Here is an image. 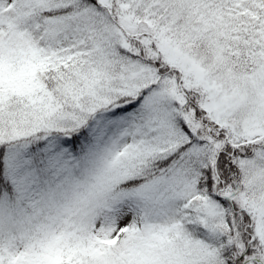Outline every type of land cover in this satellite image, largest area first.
Here are the masks:
<instances>
[{
	"label": "snow or ice",
	"instance_id": "obj_1",
	"mask_svg": "<svg viewBox=\"0 0 264 264\" xmlns=\"http://www.w3.org/2000/svg\"><path fill=\"white\" fill-rule=\"evenodd\" d=\"M0 264H264V0H0Z\"/></svg>",
	"mask_w": 264,
	"mask_h": 264
}]
</instances>
